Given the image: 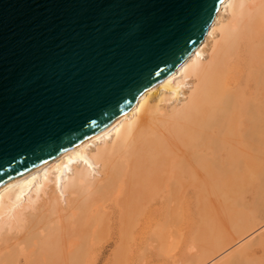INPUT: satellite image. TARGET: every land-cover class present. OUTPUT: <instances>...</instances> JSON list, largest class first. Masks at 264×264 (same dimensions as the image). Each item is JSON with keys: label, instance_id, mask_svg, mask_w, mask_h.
Returning a JSON list of instances; mask_svg holds the SVG:
<instances>
[{"label": "bare ground", "instance_id": "obj_1", "mask_svg": "<svg viewBox=\"0 0 264 264\" xmlns=\"http://www.w3.org/2000/svg\"><path fill=\"white\" fill-rule=\"evenodd\" d=\"M243 45L252 70L244 88L235 77ZM262 179L264 0H224L193 52L132 108L0 187V264H127L136 253L166 256L174 249L175 209L203 213L217 195L241 204L246 187ZM254 191L252 209L237 208L232 233L210 222L179 264H211L263 229L264 198L259 186ZM250 240L218 264H261L250 255L255 247L264 253V238Z\"/></svg>", "mask_w": 264, "mask_h": 264}, {"label": "water", "instance_id": "obj_2", "mask_svg": "<svg viewBox=\"0 0 264 264\" xmlns=\"http://www.w3.org/2000/svg\"><path fill=\"white\" fill-rule=\"evenodd\" d=\"M223 2L0 0V187L132 108Z\"/></svg>", "mask_w": 264, "mask_h": 264}, {"label": "rangeland", "instance_id": "obj_3", "mask_svg": "<svg viewBox=\"0 0 264 264\" xmlns=\"http://www.w3.org/2000/svg\"><path fill=\"white\" fill-rule=\"evenodd\" d=\"M244 50V51H243ZM246 46L243 45L242 49H241V52H240V58L238 57V61H236V66L238 64V66H240V69H236V79L239 81V85L244 88V86L246 85L245 81H247L246 79H248V81L251 80V76H248V75H251L252 73V70L250 71V67H251V63H249V60H250V57L248 55V52H246ZM242 55V56H241ZM241 59V60H239ZM244 60V61H243ZM241 61V63H240ZM247 61V63H246ZM250 64V65H249ZM248 66V67H247ZM247 67V68H245ZM245 68V69H244ZM244 72H243V71ZM243 74H242V73ZM243 76H242V75ZM248 76V77H247ZM241 77V78H240ZM246 78V79H244ZM242 80V81H241ZM241 81V83H240ZM244 82V83H243ZM240 87V89H241ZM264 179L262 180H258V181H253L251 184H249V186L246 187V192L242 195L243 198H241V201L240 203L242 204H239V201H235L237 199V197H234L233 199H231L229 197V199H225V197H221L222 199H220V195H217L215 196L216 197V200H215V197H210V200H211V203L212 204H215L214 206H212V208H210V210H207V211H197L195 210L194 212L192 210H194L193 208H188L186 210H181V209H175L174 210V249L170 252L169 255H166V256H149V257H144V258H141L139 259V257H137V253L134 254L130 259L127 260V264H179L181 260H184L185 258H187V256H189V252L186 251V245H188L191 241V238H196L195 235H197L199 237L201 231H208L207 228L209 227V224L210 222L215 225V226H218L219 228H226L228 231H229V234L232 233V230H231V223L235 220L236 217H238V214L239 212L241 211H244L243 209V204H246L247 208H250V210L252 209L253 207V196L256 194L254 190L257 189V186L260 187V190L262 192V198H264ZM252 191H251V189ZM250 190H249V189ZM256 188V189H255ZM254 189V190H253ZM250 192V193H249ZM192 193V194H191ZM253 193V194H252ZM192 195V196H191ZM219 196V197H218ZM217 197L219 199H217ZM212 198V199H211ZM244 199V200H243ZM250 199V200H249ZM190 200V201H189ZM195 200V195H194V192L191 190V191H188V201L189 202H193ZM222 200V201H221ZM227 201V204H225V202ZM247 200V201H246ZM252 202L249 204V202ZM234 202V203H233ZM264 202V199L263 201ZM224 203V204H223ZM231 203V204H229ZM233 203V204H232ZM236 203V204H235ZM235 204V205H234ZM223 205V206H222ZM238 205V207H236ZM242 207H240V206ZM230 206V207H229ZM232 206V207H231ZM239 208V209H237ZM235 209V210H234ZM237 209V210H236ZM218 210V211H217ZM249 210V209H248ZM188 211V212H186ZM191 211V212H190ZM196 211L199 213V215L196 213ZM236 211V212H235ZM231 212V213H230ZM186 213V214H185ZM189 213V214H188ZM206 213V214H205ZM220 213V214H219ZM223 213V214H222ZM203 214V215H202ZM218 214L220 215L221 218H219ZM180 215V216H179ZM190 215V216H189ZM193 216V217H192ZM196 216V217H195ZM197 216L199 218H197ZM224 219H223V217ZM188 217V218H187ZM204 219H203V218ZM190 218V219H189ZM195 218V219H194ZM202 218V219H200ZM228 218V219H226ZM194 219V222H192ZM217 219V220H215ZM188 220V221H187ZM201 220V221H200ZM204 220H207L208 223H206ZM213 220V222H212ZM232 220V221H231ZM199 221V222H198ZM204 221V222H203ZM189 222V223H188ZM201 222L203 224H201ZM218 222V223H217ZM224 222V224H222ZM227 222L229 224H227ZM199 223V224H198ZM180 224V225H179ZM193 224V225H192ZM208 224V225H207ZM211 224V225H212ZM222 224V225H220ZM227 224V225H225ZM176 225V226H175ZM178 225V226H177ZM200 225V226H199ZM182 229H180L179 228ZM196 226V227H195ZM223 226V227H222ZM228 226V227H226ZM178 227V229H177ZM200 227V228H199ZM207 227V228H206ZM177 231H176V229ZM197 228V229H196ZM184 229V230H183ZM192 229V230H191ZM195 229V230H194ZM181 230V231H180ZM192 231V232H190ZM197 231V233H196ZM180 232V233H179ZM183 232V233H181ZM180 235H179V234ZM192 233V234H190ZM192 235L189 237V235ZM262 235V238H264V228L263 229H260L258 230V232L254 233L251 237H249L248 239H244L242 240V242H236L234 245H232L226 252H224L225 254H221L220 256L216 255L215 257H213V261L211 262V264H218L219 262H222L223 260H225L227 257H229L230 255H232L234 252H236L240 247H242L244 244H246L247 242H249V240H253L255 239L256 237H260V235ZM179 237H178V236ZM188 236V237H187ZM188 239H186V238ZM184 239V240H183ZM188 242H187V241ZM250 240V241H251ZM186 241V242H185ZM183 242V243H182ZM188 243V244H187ZM240 243V244H239ZM182 246V247H181ZM255 253L253 256L250 255L251 257V260L253 259H256V261H258L260 258L261 260L259 261V263H261V261H263L262 263L264 264V259H262L264 257V253L261 249V247H255ZM111 252H114L115 251V246H113L111 248ZM141 251V250H140ZM185 251V252H184ZM184 252V253H183ZM183 253V254H182ZM188 254V255H187ZM184 255V257H183ZM263 256V257H262ZM158 257V258H157ZM218 257V258H217ZM137 258V259H136ZM250 259V258H249ZM140 260V261H138ZM255 261V260H254ZM137 262V263H136ZM261 263V264H262ZM207 264H210V263H207Z\"/></svg>", "mask_w": 264, "mask_h": 264}]
</instances>
